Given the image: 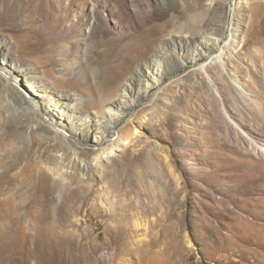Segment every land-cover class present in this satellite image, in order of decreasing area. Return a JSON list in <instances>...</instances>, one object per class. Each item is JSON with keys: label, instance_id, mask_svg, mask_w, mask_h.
<instances>
[{"label": "rangeland", "instance_id": "rangeland-1", "mask_svg": "<svg viewBox=\"0 0 264 264\" xmlns=\"http://www.w3.org/2000/svg\"><path fill=\"white\" fill-rule=\"evenodd\" d=\"M220 1L215 22L213 0H0L13 80L0 89V264H264V0ZM215 25L232 43L211 70L219 96L193 71ZM148 42L132 86L159 62L167 89L102 149L106 120L80 102L107 61ZM33 90L59 135L19 103Z\"/></svg>", "mask_w": 264, "mask_h": 264}, {"label": "bare ground", "instance_id": "bare-ground-1", "mask_svg": "<svg viewBox=\"0 0 264 264\" xmlns=\"http://www.w3.org/2000/svg\"><path fill=\"white\" fill-rule=\"evenodd\" d=\"M233 1L234 0H231V2ZM212 7H214L212 8V11L214 10V21L217 22L218 18L220 17L219 11L221 9V1L213 0ZM232 19V16L229 15L228 19L226 20L227 34L229 33L230 27L232 25ZM198 23L200 22L198 21ZM193 26L194 32H198L200 28L199 24ZM203 36L204 40L201 41L199 46L202 48V51H204L205 58L195 59V69L193 71L202 73L206 77L208 87L219 96L218 87L213 82L211 70L218 69L219 64H222L225 67V54L228 47L232 43L228 42V36H226L225 32H222L217 25H215L214 28L206 29V31L203 33ZM245 45H247V41L245 42ZM153 46L154 44L152 42H148L143 47H133L127 53L121 52L110 61H107L103 67L101 66V80L94 83L88 97L86 98L87 100H81V108L88 109L89 111L94 112L97 116L103 115L104 119L106 120L105 122L107 123L103 136L99 137L96 141V146L101 147L102 149L104 148V145L109 142L108 136L110 134V138L115 136L114 132L117 124L128 116L131 118V110L134 109V107H136L138 104H142L143 98H146L148 101H150V103L154 101L153 104L156 106V103L159 102V99L163 93H165L167 88L164 83V69L162 63L157 62L154 65L157 72H154L153 74L155 77L150 79L153 81L152 84L146 82L144 87L134 88L132 86L133 81L129 77L130 73L133 72V65L135 66V64H137L141 58H143L150 50L156 47ZM180 68H183V66L178 65L177 69ZM13 72L17 73L16 79L24 74V72H22L20 69L14 70ZM181 74L182 76H180ZM181 74H179L178 78L175 80V86H183L187 81L188 77L184 75V72ZM7 75V71L0 67V82L2 84L0 89L8 93L10 90V82H13V80L9 79ZM136 76H138V74ZM142 77L143 75L139 77L140 81ZM33 92L34 94H30L28 97H19V103L26 106L27 109L31 110L35 115L42 114L46 116L48 118L46 121L48 130L55 135H59V130H62L60 122H57L55 117L47 115L46 111L41 107V105H43L41 100L43 99L44 95L40 96V94H38L35 90H33ZM132 121L138 123L137 116L132 117ZM125 129L123 131H125ZM29 164L30 163H26L23 167V170L18 174V178L23 186L31 185L29 181L34 173L31 170L32 167H30ZM27 173L30 174L28 175Z\"/></svg>", "mask_w": 264, "mask_h": 264}]
</instances>
